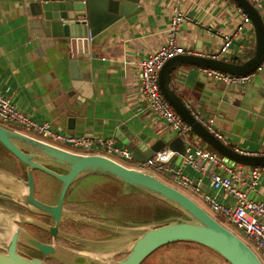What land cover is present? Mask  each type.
<instances>
[{
    "label": "crops",
    "instance_id": "1",
    "mask_svg": "<svg viewBox=\"0 0 264 264\" xmlns=\"http://www.w3.org/2000/svg\"><path fill=\"white\" fill-rule=\"evenodd\" d=\"M24 3L0 0V94L17 111L37 123L47 122L63 135L112 137L119 148H127L114 136L119 127L122 134L148 137L149 142L177 136L147 107L134 66L136 60L165 42L174 0H137L134 9L88 44L86 58L78 55L82 81L90 85L91 95L74 115L72 129L66 128L61 106L71 89L68 56L55 39L45 36V26L29 16ZM260 3L264 7V0ZM235 6L233 0H184L179 9L189 20L178 25L177 44L193 55L208 57L218 50L220 34L235 33L234 42L220 60L239 63L247 59L254 49L253 27L245 24L237 29L240 16ZM169 85L195 116L212 120L228 147L264 154V67L253 71L247 81L224 84L198 66L181 64L170 72ZM189 133L193 146L212 150ZM181 157L176 154L169 165L178 167ZM194 160L197 168H180L193 182L198 180L197 191L186 190L189 197L202 208L207 207L204 196L231 203L229 195L209 185L208 175L217 171L215 166L198 157ZM263 168L253 189L245 191L248 199L264 203Z\"/></svg>",
    "mask_w": 264,
    "mask_h": 264
},
{
    "label": "water",
    "instance_id": "2",
    "mask_svg": "<svg viewBox=\"0 0 264 264\" xmlns=\"http://www.w3.org/2000/svg\"><path fill=\"white\" fill-rule=\"evenodd\" d=\"M233 1L248 17L253 27L252 54L239 63L201 55L175 54L166 59L159 68L158 87L162 97L189 127L192 134L212 151L240 165L264 167V154L239 152L228 147L206 130L169 85L170 72L175 66L181 64H190L234 76L251 74L260 66L264 60V14H260L248 0ZM136 2L137 0H25L24 7L29 16L45 25L43 28L45 36L55 39L62 47L63 53L68 56L71 89L61 101L62 112L66 115L67 129L73 128L74 115L80 105L91 95V91L88 90L90 85L82 81L78 55L86 58L88 44L93 43L100 32L134 9L133 5ZM69 99L72 101L67 102ZM122 132V128L119 127L114 136L129 149L132 161L145 162L164 146L178 155H183L185 152L184 143L178 136L149 142L148 137L132 138ZM0 145L17 160L25 173L23 179L0 170V198H9L33 212L51 218L54 222L50 226L0 207V250H2L0 264H46L38 258H25L19 255L16 248L17 242L65 264H140L157 248L172 242L201 245L228 264H262L256 254L240 238L220 224L187 194L152 174L124 166L103 155L69 151L2 125H0ZM47 166L58 168L63 173H57ZM34 170L48 174L59 183L54 204H46L34 197ZM89 174L104 175L119 181L124 186L146 193L176 209L183 217H167L151 224L140 223L126 226L95 222L100 228L119 234V241H116L112 247L127 243L126 254L122 258L106 261L76 252L55 242L54 244L42 243L24 229L9 222V219H14L31 223L54 236L59 233L58 222L66 216L63 201L69 185L76 179ZM105 244L104 247H106Z\"/></svg>",
    "mask_w": 264,
    "mask_h": 264
},
{
    "label": "built area",
    "instance_id": "3",
    "mask_svg": "<svg viewBox=\"0 0 264 264\" xmlns=\"http://www.w3.org/2000/svg\"><path fill=\"white\" fill-rule=\"evenodd\" d=\"M183 1L184 0H174L175 5L172 8V13L167 26L165 42L150 54L136 60L134 62V66L138 71L140 91L147 107L157 118L163 120L170 130L174 131L176 135L182 139L185 152L181 157L180 165L175 168L169 165V161L176 155V153L167 146H164L161 150L153 153L145 162L135 161L132 166H124L131 167L137 171L147 172L152 175L154 174L151 172H158L166 176H170L172 181L177 186L185 190L197 191L198 180L193 182L188 176L182 174L180 168L186 165L191 168H197L194 160L195 157L213 164L217 171L208 175L209 185L212 189L222 191L226 195H229L232 198V202L220 203L209 196H204L207 207L214 213L220 215L229 224L230 228H226L240 238L250 248V250L256 254L257 257L259 254L264 259V203L262 201L248 199L245 191L251 190L255 186L260 176V167L244 166L240 164H236L234 166L228 165L214 151L201 146H193L192 138L187 135L189 127L183 122L179 115L171 109L159 91L157 76L158 70L163 62L175 54H193L191 50L184 51L182 46L177 44L176 39V30L178 25L184 20H189V18L184 16L179 9V5L182 4ZM248 1L256 9H260L264 13V7L261 6L260 0ZM235 10L240 16L237 29L245 24H250L248 17L238 6H235ZM44 26L45 25H42V27ZM234 35L235 33L220 34L221 42L218 50L209 54L208 57L215 59L223 58L231 47L232 42H234ZM262 67H264V60L261 62L260 66L257 67V69H261ZM201 70H203V72H205L208 76H211L224 84L247 81L250 75L234 76L212 69L201 68ZM195 118L206 130L213 134L217 139L223 141L220 133L213 128L211 119L204 120L198 116H195ZM0 120L16 123L27 131L34 132L43 137L68 144L73 147L85 149L92 147L93 149L100 148L103 150V153L96 151L80 153L99 154L108 158H111L109 155L114 154L121 158L131 160L129 149L115 146L114 139L112 137L96 138L63 135L62 133L52 130L47 122L37 123L30 120L26 115L17 111L9 102V99L1 94ZM238 151L243 152L241 150ZM168 153H172V155L168 157ZM158 157L168 158L163 160ZM238 234H240L241 237Z\"/></svg>",
    "mask_w": 264,
    "mask_h": 264
},
{
    "label": "rangeland",
    "instance_id": "4",
    "mask_svg": "<svg viewBox=\"0 0 264 264\" xmlns=\"http://www.w3.org/2000/svg\"><path fill=\"white\" fill-rule=\"evenodd\" d=\"M0 125L7 127L9 129L15 130V131L25 133V134L33 136L35 138L47 141L49 143L56 144L60 147H64L66 149L72 150L73 152L80 153V152H94V151H96L99 153H103V150L100 148L93 149L91 147V148L85 149V148H80V147H73V146L68 145V144H64V143L54 141L50 138L43 137V136L38 135L34 132L27 131V130L23 129L22 127H20L16 123H11V122H6L3 120H0ZM187 135L189 137H191L189 132L187 133ZM109 156L111 158H113L114 160H116L117 162L123 164V165H129V166L133 165L132 160H127V159L121 158L118 155H114V154L109 155ZM222 159L226 163H228L229 165H232V166L234 165V162H232L226 158H222ZM0 170H4L6 172L10 171L12 173L20 172V170H21V168H19L17 166V163L15 164V158L2 147H0ZM151 173H153L160 180L180 189L181 191H183L185 194H187L189 196V192H187L185 189L177 186L171 180H168L161 173H158V172H151ZM20 175H21V177H24V174L22 171H21ZM33 175H34V190H35L34 192H35L36 196L40 200H44V201L52 200L55 197V195H57L56 192L58 189V182L53 177L49 176L48 174H46L44 172L38 171V170H34ZM111 179L109 177L104 176V175L89 174V175L80 177V178L76 179L74 182H72L69 185V187L66 191L65 197H64V204H65L64 209H65V213H66V216L64 218H73L76 220H80L79 217L81 215L79 214L78 211L83 210V209H81V207H86V208L90 207V209H92L94 206H96L95 208H98L100 206L97 209L98 211L100 209H103L104 212L109 211L111 213L110 219L114 218V217H112V215H113L114 210L116 208L111 206L110 204H113V203L129 204V203H131V201L129 198H128V200H123V197L121 195L115 193L117 191V188H115L113 185H111L112 184ZM121 191H122V193L127 194L128 192H130V189L127 186L121 185ZM106 192H109L110 203H105L106 199H104V197H105L104 195ZM133 193L137 194V191H133ZM114 194H116V195L114 196ZM138 194L143 201H150L151 200L148 196L142 194L141 192H139ZM137 199H140V198L137 197L136 199H134V200L131 199V200L134 201V203H135V201H137ZM137 204H139L140 206H143L142 203H137ZM151 206H153V205H151ZM203 208H204V210H206V212H208L211 216H213L222 225L230 228L229 224L220 215H218L217 213H214L208 207L203 206ZM152 210H153V212L149 211V210L148 211L137 210L138 212L136 213V216H134L133 218L130 217V220H132L134 218L137 220L151 218V220L148 222V224L154 223L158 220L157 219L158 218V216H157L158 212H157V209H155V210L152 209ZM127 215L132 216L134 214L127 212ZM28 218H31V217H28ZM91 219H93L92 216H91ZM76 220H75V222H77ZM122 221L125 222L127 220H121L120 222H122ZM94 222L100 223L98 221H94ZM113 223L114 222H110V225ZM69 234L74 235L71 232ZM238 235H240V234H238ZM119 237L120 236L118 233H113L110 231V242H108V241L105 242L106 247L103 246L106 250H108V251L110 250V252L108 253V254H110V259H112V257L115 259H118V258L122 257V255L125 254V252H126L125 250H126L127 243L126 244L124 243L122 246L118 245V246L112 247L113 244L116 243V241H119L118 240ZM240 237H241V235H240ZM95 245H97V244L91 243V247L95 246ZM99 245H101V244H99ZM174 246H180V245L178 243H174V244H169L167 246L159 247V248H157V250H155V252H153L151 257L148 259H154L156 262L163 261V263H165V264H228L226 261H224L223 259H221L219 256H217L216 254H214L211 251H208L205 249H195V250H188L185 252L181 247H174ZM184 253H185V255H184ZM258 258L264 264V259L259 254H258ZM57 263L58 264H65V263L59 262V261H57Z\"/></svg>",
    "mask_w": 264,
    "mask_h": 264
},
{
    "label": "flooded vegetation",
    "instance_id": "5",
    "mask_svg": "<svg viewBox=\"0 0 264 264\" xmlns=\"http://www.w3.org/2000/svg\"><path fill=\"white\" fill-rule=\"evenodd\" d=\"M16 163H17V166L21 168L20 172H16V173H12L10 171L8 172L18 178L24 179L25 178L24 168L15 159V164ZM47 167L57 173H63V171L58 168H54L50 166H47ZM21 171L23 172L24 177H21L20 175ZM58 189H59V183H58ZM58 189H57V192H58ZM34 191L35 190L33 189L34 197L40 200L36 196ZM104 196H105L104 199H106L105 203H110L109 192H106ZM56 198H57V195H55V197L52 200H49V201L40 200V201L46 204L52 205L56 202ZM0 207L6 210L12 211L16 214H20L22 216L31 217L32 219H35L41 223H44L50 226H52L54 223L51 218H48L46 216L33 212L32 210L25 208L21 206L20 204H17L16 202L11 201L9 198H0ZM63 207H65L64 201H63ZM95 207L96 206H94L92 209H90V207L89 208L81 207V209L83 210L78 211L79 214L81 215L79 217L80 220H76L73 218H62L58 222V226H57L59 233L55 234L54 236H52L51 234H48L44 229L40 228L39 226H36L31 223H25V222L17 221L14 219H9V222L14 223L20 228L24 229L28 234H30L32 237H34L36 240L42 243L54 244L55 242L56 244L60 246L66 247L76 252L89 255L101 261H106L107 259H110V254H108L110 251L106 250L103 246L105 242L110 241V231L104 228H100L98 225L95 224L94 221H98L100 222V224L110 225V212L109 211L104 212L103 209H100L98 211L97 209L100 206L98 208H95ZM91 216L93 219H91ZM75 220L77 222H75ZM91 220L92 221L94 220L93 221L94 223L89 222ZM122 222L123 223L116 224V225L126 226V225L131 224V222L129 221L127 222L122 221ZM70 232L73 233L74 235L69 234ZM91 243L97 244V245L91 247ZM101 243H103V245H99ZM16 248H17L18 254L25 258H38L42 260L43 262H45L46 264H58L56 260L49 258L48 256H44L40 252L36 251L35 249L24 246L21 243L17 242ZM125 254H123L122 257ZM112 259H115V258L112 257Z\"/></svg>",
    "mask_w": 264,
    "mask_h": 264
},
{
    "label": "trees",
    "instance_id": "6",
    "mask_svg": "<svg viewBox=\"0 0 264 264\" xmlns=\"http://www.w3.org/2000/svg\"><path fill=\"white\" fill-rule=\"evenodd\" d=\"M0 147H2V146L0 145ZM111 181H112L111 185H113L115 188H117V191L115 193L121 195L123 197V200H128V198H129L130 201H131V203H129V204H125V203H113V204H110L111 206L116 208L114 210L113 215H112V217H114V218L110 219V222H114L115 223L113 225L123 223V222H120L121 220H127V221L131 222L130 225H132V224H140V223H142V224L143 223H148L151 220V218H149V219H139V220L134 218L135 220L134 219H132L133 221L130 220V217L133 218L134 216H136V213L138 212L137 210H139V211L140 210L141 211H148L149 210V211L153 212L152 209H154V210L157 209V212H158L157 213V216H158L157 219L158 220L159 219H163V218H167V217H174V216L183 217V215L179 211H177L176 209L172 208L171 206L165 204L164 202H162L160 200L154 199L151 196H149L148 194L143 193V192H141L139 190H136L134 188H129L130 192H128L127 194H124L121 191V185H123V184L120 183L117 180H114V179H111ZM133 191H137V194L133 193ZM139 192H141L142 194L148 196L151 200L150 201H143L141 199V197L139 196V194H138ZM115 195L116 194H114V196ZM137 197H139L140 199H137V201H135V203H134V201H132V200L136 199ZM137 203H142L143 206H140ZM151 205H153V206H151ZM127 212L128 213H133L134 215L128 216ZM127 221H125V222H127ZM174 243H178L180 245V246H174V247H181L185 252L188 251V250H195V249L208 250L207 248H205V247H203L201 245H198V244H195V243H190V242H172V243L165 244L163 246H167L169 244H174ZM208 251H210V250H208ZM153 252H155V251H153ZM153 252L149 256H147L140 264H165V263H163V261L156 262L154 259H148V258L151 257ZM184 255H185V253H184Z\"/></svg>",
    "mask_w": 264,
    "mask_h": 264
},
{
    "label": "clouds",
    "instance_id": "7",
    "mask_svg": "<svg viewBox=\"0 0 264 264\" xmlns=\"http://www.w3.org/2000/svg\"><path fill=\"white\" fill-rule=\"evenodd\" d=\"M171 155H172V153H168V157H170ZM168 157H158V158L166 160Z\"/></svg>",
    "mask_w": 264,
    "mask_h": 264
},
{
    "label": "bare ground",
    "instance_id": "8",
    "mask_svg": "<svg viewBox=\"0 0 264 264\" xmlns=\"http://www.w3.org/2000/svg\"><path fill=\"white\" fill-rule=\"evenodd\" d=\"M3 220H5L6 221V219H4V217H3ZM8 220V219H7Z\"/></svg>",
    "mask_w": 264,
    "mask_h": 264
}]
</instances>
